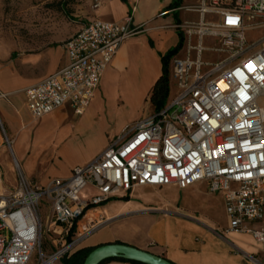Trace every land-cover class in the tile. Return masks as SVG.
Instances as JSON below:
<instances>
[{
    "label": "built area",
    "instance_id": "1",
    "mask_svg": "<svg viewBox=\"0 0 264 264\" xmlns=\"http://www.w3.org/2000/svg\"><path fill=\"white\" fill-rule=\"evenodd\" d=\"M194 9L201 16L192 27L200 41L173 61L176 92L162 110L135 120L92 161L44 186L28 178L14 157L16 181L9 186L0 164V264H28L36 250L37 264H55L71 255L81 239L66 242L89 207L138 186L187 188L195 183L223 193L230 218L226 231L251 233L264 252V228L251 226L264 219V107L259 102L264 97V36L246 57L229 65L221 60L202 71L204 36L220 33L226 44L244 42L248 30L264 28V0H202ZM206 14L218 17L216 26L205 21ZM143 31L131 14L123 21L84 23L63 44L69 63L26 88L31 115L39 119L64 105L82 115L121 44ZM6 143L12 147L8 138ZM89 184L97 193L85 200L80 194ZM58 226L60 247L47 254L45 228Z\"/></svg>",
    "mask_w": 264,
    "mask_h": 264
},
{
    "label": "crops",
    "instance_id": "2",
    "mask_svg": "<svg viewBox=\"0 0 264 264\" xmlns=\"http://www.w3.org/2000/svg\"><path fill=\"white\" fill-rule=\"evenodd\" d=\"M201 3L202 0H99L96 8L88 6L81 10V21L64 34L63 40L69 39L84 23L95 18L117 22L131 14L134 25L144 26L141 34L121 44L104 71L94 99L82 116L91 118L104 109L102 85L141 95L154 110L150 95L163 73L162 56L178 45L182 32L183 46L169 61L170 94L174 92L176 87L170 76L173 61L186 56L182 54L185 35L180 27L185 18L194 16L200 21V13L194 8ZM66 14L71 18L69 12ZM63 44H47L36 51L19 53L7 44H0V138L4 139L3 130L5 139L11 141L13 157L25 175L39 186L46 185L53 178L69 177L76 166L89 163L110 145L105 140L92 155L84 157L75 153V157L68 159L66 148L52 142L53 137L61 127L68 134L73 125L70 120L80 115H76L71 106L64 105L36 121L26 106V88L55 74L69 63ZM148 112L145 111L143 116ZM143 116L139 115L137 119ZM49 118L56 122L51 130L42 124ZM2 148L6 145L0 140V156ZM8 185L14 186L15 183ZM96 193L97 189L89 184L80 195L88 200ZM163 193L164 196L158 198ZM229 226L224 194L210 193L205 183H195L187 188L175 185L138 186L86 209L66 242L81 236L72 253L82 248L117 242L164 256L176 264H261L264 260L263 245L249 232L226 231ZM251 226L264 228V219ZM59 230L60 226L47 231L50 238L45 250L47 254L60 243ZM55 264L64 263L59 260ZM102 264L135 263L111 260Z\"/></svg>",
    "mask_w": 264,
    "mask_h": 264
},
{
    "label": "rangeland",
    "instance_id": "3",
    "mask_svg": "<svg viewBox=\"0 0 264 264\" xmlns=\"http://www.w3.org/2000/svg\"><path fill=\"white\" fill-rule=\"evenodd\" d=\"M98 2L99 0H0V44H7L11 50L19 53L36 51L47 44L64 43L65 40L62 39L64 34L68 33L77 22L81 21V10L88 6L96 8ZM65 9L70 13L71 18L68 17ZM217 19L214 14H206L205 16V21L213 26H216ZM198 22L199 20L194 16L185 18L184 24L180 27L185 35L183 55L187 53L190 45L197 46L200 41L197 29L192 28ZM263 36L264 28L248 30L244 42L240 41L239 44L237 41L233 44H226L223 35L220 33L204 36L202 39L204 46L202 58L206 65L202 71L206 72L221 60L229 65L246 57L260 47L258 42ZM192 55L195 56L194 50ZM101 88L105 102L104 109H101L91 118L82 115L72 118L70 120L73 122L72 130L66 134L64 128L61 127L53 137L52 142L58 143L59 147L66 148L68 159L75 157V153L76 155H84V157L92 155V153L98 151L105 140H107L108 145L115 142L119 134L124 131L125 124L127 125L124 128L132 126V122L139 115L143 116L145 111H150L148 115L155 112V110H151V107L141 95H135L123 88L103 87V85ZM174 91L176 92V89ZM15 99L16 104L19 106L17 97ZM259 102L264 107V97ZM35 120L40 121V118ZM42 124L48 130L56 126L53 118L43 121ZM77 126L79 127L77 128ZM2 134L4 139L0 138V140L3 145H6V148L1 149L0 162L3 167L5 181L14 185L17 168L13 165V154L11 148L5 142L6 136L3 130ZM161 196H164V193L158 198ZM48 206L49 204L46 202L43 207V215L48 211ZM49 241L50 238L45 228L44 251L46 246L48 247L50 244ZM57 246L60 247V243ZM38 260L39 253L36 250L28 264H37Z\"/></svg>",
    "mask_w": 264,
    "mask_h": 264
},
{
    "label": "trees",
    "instance_id": "4",
    "mask_svg": "<svg viewBox=\"0 0 264 264\" xmlns=\"http://www.w3.org/2000/svg\"><path fill=\"white\" fill-rule=\"evenodd\" d=\"M65 12H68L65 9ZM184 43V36L183 33L180 32V41L177 46L171 48L169 51H167L163 56H162V61H163V73L162 75L157 79L152 93L150 95V100L151 103L154 106L155 112H159L162 110L168 101L169 95H170V80H169V61L170 59L182 48ZM69 241H71V237L69 238ZM95 247H90V248H82L71 255H65L61 260L64 264H83L85 258L88 256V254L94 249ZM111 260H122V261H128L132 262L135 264H144L141 262L137 261H130L126 259H120V258H111L102 261L100 264L105 263L107 261ZM174 263V262H173ZM176 264V263H174Z\"/></svg>",
    "mask_w": 264,
    "mask_h": 264
},
{
    "label": "water",
    "instance_id": "5",
    "mask_svg": "<svg viewBox=\"0 0 264 264\" xmlns=\"http://www.w3.org/2000/svg\"><path fill=\"white\" fill-rule=\"evenodd\" d=\"M120 258L144 264H174L164 256L127 243H105L96 246L85 258L83 264H100L102 261Z\"/></svg>",
    "mask_w": 264,
    "mask_h": 264
}]
</instances>
